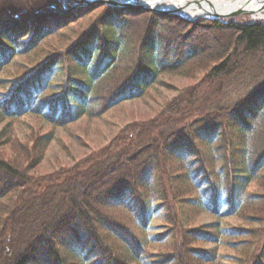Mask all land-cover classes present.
I'll return each mask as SVG.
<instances>
[{"label":"trees","instance_id":"16d2710c","mask_svg":"<svg viewBox=\"0 0 264 264\" xmlns=\"http://www.w3.org/2000/svg\"><path fill=\"white\" fill-rule=\"evenodd\" d=\"M79 2L0 0V264H264V20ZM166 72L198 80L40 171L54 128Z\"/></svg>","mask_w":264,"mask_h":264},{"label":"rangeland","instance_id":"374dc122","mask_svg":"<svg viewBox=\"0 0 264 264\" xmlns=\"http://www.w3.org/2000/svg\"><path fill=\"white\" fill-rule=\"evenodd\" d=\"M229 18L252 19L249 14L220 19ZM258 19L264 20V18ZM163 80L164 82H162ZM197 80L198 77L191 78L181 74L162 73L159 75L158 80L151 85L150 89H148L149 91L146 92L145 95L136 98L128 97L120 101L116 106L109 109L100 117H84L66 127L54 128L55 137L48 146L44 161L39 168L40 171L42 173L51 172L58 166L72 164L86 156L92 150L103 147L110 142L126 123L136 119H147L152 117L180 88L189 86ZM165 81L171 85L165 83ZM27 121H32V119L27 118L26 121L22 123V126H19V130L25 127ZM47 128L51 127L47 125ZM206 136L208 137L209 135ZM212 137L213 136H210V138ZM180 150L179 148L176 149V151ZM153 205L154 215L151 220V226L147 230L149 237L152 239L156 238L158 232L165 230L162 227L165 209L164 207H160L159 201ZM197 217H199V222L201 220L208 221L213 219L210 213L200 214ZM234 221H236L235 218L231 219V222ZM153 246L156 248L160 247L156 244Z\"/></svg>","mask_w":264,"mask_h":264},{"label":"water","instance_id":"95a60500","mask_svg":"<svg viewBox=\"0 0 264 264\" xmlns=\"http://www.w3.org/2000/svg\"><path fill=\"white\" fill-rule=\"evenodd\" d=\"M257 1L260 4L258 8L264 5V0H257ZM159 2H160L159 0H80L79 5L104 3L114 8H135V9L150 10L157 13L166 12V13L178 14L187 19H195L201 16H207L210 18H226V17H232L242 14L251 15L253 20L258 19L253 16V14L255 13V8L240 7L236 9L232 8L224 12H219L212 5L206 6L203 4H197L196 2H192L190 0H185L177 3L172 2L168 4H161ZM186 10H190V11L196 10L200 12L195 13L192 11L191 13H188L186 12Z\"/></svg>","mask_w":264,"mask_h":264},{"label":"bare ground","instance_id":"6f19581e","mask_svg":"<svg viewBox=\"0 0 264 264\" xmlns=\"http://www.w3.org/2000/svg\"><path fill=\"white\" fill-rule=\"evenodd\" d=\"M161 4H168V3H177L185 0H159ZM192 2H196L197 4H203L206 6L212 5L215 7L219 12H224L229 9H236L240 7H247V8H255V13L253 14L254 17L256 18H262L264 17V5H262L260 8L259 3L257 0H190ZM195 3V4H196ZM196 4V5H197ZM258 8V9H257ZM199 13L200 11L196 10H186V12L191 13V12Z\"/></svg>","mask_w":264,"mask_h":264}]
</instances>
